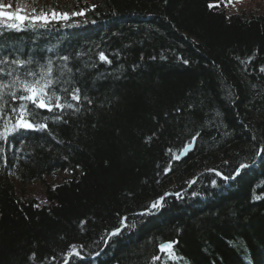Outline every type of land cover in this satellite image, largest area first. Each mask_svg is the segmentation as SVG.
<instances>
[{
    "label": "trees",
    "instance_id": "trees-1",
    "mask_svg": "<svg viewBox=\"0 0 264 264\" xmlns=\"http://www.w3.org/2000/svg\"><path fill=\"white\" fill-rule=\"evenodd\" d=\"M71 3L67 20L0 38L5 54L71 56L93 101L62 121L40 110L49 132L0 141V264H62L73 244L82 259L70 264H264V12L210 9L216 0ZM240 162L250 167L235 179L209 171L232 175ZM35 182L40 196L27 189ZM165 241H178L177 258L159 251Z\"/></svg>",
    "mask_w": 264,
    "mask_h": 264
},
{
    "label": "snow or ice",
    "instance_id": "snow-or-ice-1",
    "mask_svg": "<svg viewBox=\"0 0 264 264\" xmlns=\"http://www.w3.org/2000/svg\"><path fill=\"white\" fill-rule=\"evenodd\" d=\"M232 0H216V3H209L208 7H219L221 3H231ZM11 5H4L0 0V38L5 37L6 32H19L24 30L36 31L40 28H48L53 21L69 19V13H59L55 10H40L37 13L35 8L32 13L25 14L23 9L16 11H7ZM71 15H84V10L73 12ZM27 22V23H26ZM4 45L0 44V120L3 121L2 130H0V141L11 144V139L19 133L20 130H31L49 132V125L46 122L48 117L41 116L40 110H45L54 114L55 121H62L63 116L57 113H63L64 110H72L73 112H80V105L87 102L88 105L93 103L92 99L83 94L82 89L76 86V76L82 73L83 69L71 63L72 57L64 54H57L56 60L51 57L37 58L35 54H23L17 48L14 53L5 54L2 50ZM48 51H51L49 49ZM81 54L77 53L79 57ZM99 59L106 63H111V60L105 53H99ZM254 57H250L248 61H241V63H251ZM184 64H188L187 59H183ZM89 67V65H85ZM260 73H264V65L259 68ZM9 100L19 102L14 106L9 107ZM7 108V110H6ZM180 111V109H177ZM67 123V121H64ZM200 133L197 132L192 139L184 145L182 151L191 150L193 142H195ZM256 138L253 137V140ZM4 149L0 148V156H3ZM172 159L179 160L180 154L172 153L169 149ZM257 156L264 157V146L259 147L255 153ZM227 163V162H226ZM250 165L240 162L234 169V174L224 175L217 170L215 175L222 177L223 180L235 179L239 176L242 170L249 168ZM171 166L165 169V173L170 172ZM196 180L189 182V185L195 184ZM211 184L216 186L217 181L212 180ZM165 195H168L167 193ZM180 198V194H175ZM196 195V193H193ZM255 199H261L256 196ZM165 196H160L158 199L151 202L150 209L158 210L163 206ZM46 203V201H42ZM39 207V205H37ZM150 214L146 209L141 215ZM127 217L120 220L121 224H125ZM83 223V221L81 222ZM134 227V225H131ZM120 227H116L111 233V236L120 234ZM178 241L162 242L158 245L160 252L166 253L170 258L175 259L176 253L174 250L175 244ZM77 245L70 246V255L62 257V264H70V258H81V253L77 251ZM80 247H83L82 245ZM98 255V253H97ZM30 260L36 259V253L33 252L29 256ZM53 261L56 257L51 258ZM153 260H159L160 257L154 255Z\"/></svg>",
    "mask_w": 264,
    "mask_h": 264
},
{
    "label": "rangeland",
    "instance_id": "rangeland-1",
    "mask_svg": "<svg viewBox=\"0 0 264 264\" xmlns=\"http://www.w3.org/2000/svg\"><path fill=\"white\" fill-rule=\"evenodd\" d=\"M36 2L43 1L44 3H49L50 8L49 9H36L37 13L40 10H55L59 13L67 12L66 9L72 5V0H35ZM30 0H2V3L4 5H11L10 8H6L7 11H16L17 9H23L25 14H31L32 9L29 7ZM53 4H57L59 8H55ZM225 10H227L230 13H238V12H245V13H251V12H264V0H232L231 3H223ZM63 6V7H62ZM70 17V13H69ZM62 20V19H60ZM66 176V173H62L61 175H54L48 178V181L56 184L59 182L62 177ZM27 189L31 190V192L35 193L36 196H40L42 191V185L39 182L32 183L30 185H27Z\"/></svg>",
    "mask_w": 264,
    "mask_h": 264
},
{
    "label": "water",
    "instance_id": "water-1",
    "mask_svg": "<svg viewBox=\"0 0 264 264\" xmlns=\"http://www.w3.org/2000/svg\"><path fill=\"white\" fill-rule=\"evenodd\" d=\"M194 146V142H193V145H192V147ZM191 147V148H192ZM184 149V148H183ZM189 151V150H188ZM188 151H182V149H181V151L179 152V154H180V157H183V156H185L186 155V153L188 152ZM149 210H151L150 209V207L148 208ZM145 212V211H144Z\"/></svg>",
    "mask_w": 264,
    "mask_h": 264
},
{
    "label": "bare ground",
    "instance_id": "bare-ground-1",
    "mask_svg": "<svg viewBox=\"0 0 264 264\" xmlns=\"http://www.w3.org/2000/svg\"><path fill=\"white\" fill-rule=\"evenodd\" d=\"M183 148H184V147H183ZM183 148H182V149H183ZM192 149H193V147L191 148V150H192ZM189 151H190V150H189ZM181 158H182V157H181Z\"/></svg>",
    "mask_w": 264,
    "mask_h": 264
}]
</instances>
